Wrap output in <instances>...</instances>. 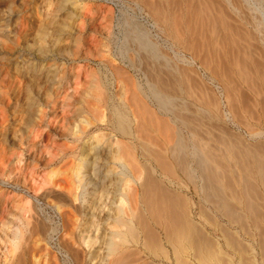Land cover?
Listing matches in <instances>:
<instances>
[{
  "label": "rangeland",
  "instance_id": "374dc122",
  "mask_svg": "<svg viewBox=\"0 0 264 264\" xmlns=\"http://www.w3.org/2000/svg\"><path fill=\"white\" fill-rule=\"evenodd\" d=\"M214 1L218 31H216L217 50L211 53L210 57L213 59L212 64L215 65L211 64L212 68L209 69L199 67V75L196 77L205 90L210 91L209 93L220 101L225 114L219 120L221 125L226 124L229 129L239 133L246 143L247 140L249 141L248 145L255 143L261 146L264 144V115L262 116L264 82L257 79L263 91L257 93L242 82L237 73L238 67L234 64L233 55L236 54V49L230 44L232 42L225 26L228 22L234 28L237 26L238 29H242L246 37L238 40V44L241 47L239 49L245 52L240 53L250 51L253 57L256 55V59H262L264 63V32L257 30L254 20V16H259V12L255 9L256 5H259V0ZM163 2L162 6L167 9V21L160 19L155 22V17L148 12L145 4L137 0H0V93L3 96L0 105V136H5L4 146L1 147L3 151L0 149V264H180L181 262L240 264L234 251L227 247L222 231L205 222L200 216V211L204 208L224 224L227 221L215 213L212 206L201 200L192 182L179 171L172 174V176L177 174L178 178L175 176L173 181L164 180V182L175 191L181 192L190 202L188 213L191 219L197 222L196 225L202 227L198 226L202 234L197 233L195 237L198 240L206 238L208 242L204 246L205 251L214 254L209 255V261H201L196 247L195 250L187 244L185 248L180 245H176L177 249L172 247L166 242V230L153 223L151 232L154 236L152 235L151 238L159 246L152 239L149 240V245L160 258L150 257L149 249L144 248L143 244L139 246L138 251L132 244L131 236H128L131 242H127L124 246L120 245L121 247L116 249L113 255L107 254L106 249L103 248L104 242L101 243V240L99 243L102 248L101 245L97 248L95 244L90 249L94 255L87 247L79 246L74 241V236H80L82 230L87 227V218L82 217L78 228L75 218L80 212L76 210L79 205L72 203L67 195L72 185L68 174L64 173L70 164L67 162L68 159L61 162L58 160L55 163L51 161L52 155H60V150L73 145L59 132L72 126L75 118L87 116L83 106L89 101L93 111L88 117L94 124H99L102 118L110 117L109 110L103 112L106 104L110 108L126 105L130 110H134L136 102L144 101L154 110L157 109L146 98L149 94L148 81L152 78L148 68L151 60L145 58L144 52L140 54L132 33L128 31L131 24L136 22L145 30L147 37L157 43L161 55L164 54L172 59V64L178 61V56L183 55L184 45L177 40V37L188 28L184 23L185 17L181 18L180 15L185 14L186 10L179 6L182 3H175L180 10L178 16L176 14L178 12H175L178 10H175L177 5L167 1L164 2L165 5ZM262 4L264 7V2ZM175 15L182 19L183 23ZM247 47L249 49L252 47L254 52ZM176 52L179 54L176 55ZM161 55L159 58H162ZM186 55L189 57L188 54ZM146 68L150 73H147ZM230 73L233 74V79L237 78L233 82L238 88H235L228 78L227 74ZM170 82L171 85L166 87L167 91L178 97V101L186 99L187 103H190H188L190 109L195 110L197 103L185 93L187 88L180 77L170 78ZM172 84H175V87ZM30 86H33V92H29ZM228 92L229 94L235 92L231 94L234 96L232 99L235 98L234 105L239 107L235 114L240 120L230 114ZM243 93L247 96L244 97L245 101L240 96ZM48 94L52 96L49 100ZM67 97L75 99L71 107L67 106ZM46 98L51 103L50 106H46L45 103L41 105V99L45 101ZM54 102L55 107L51 110ZM249 106L253 109L250 107L249 110ZM46 109L50 110V113H47L44 120L40 119L39 115ZM247 110L253 111V115ZM31 114L33 118L29 117ZM250 127L253 129L251 130ZM105 130L109 131L107 128ZM249 130L256 132L250 134ZM112 148L114 149L112 153L121 154L119 144L114 143ZM145 176L144 172L143 181ZM126 193L127 201L132 208V210L128 208V213L133 215V207L130 204L132 196L128 195V193L131 195V188L130 190L128 188ZM88 198L91 203L96 201L92 195ZM128 203L126 202L127 207ZM144 213L148 218L147 213ZM263 224L262 220L261 228ZM248 225L252 226L249 222ZM229 226L233 230H238L231 224ZM3 228L10 233L18 229L19 234L14 244L8 241L7 236H3V233L5 235ZM119 229L126 231V227ZM261 230L259 232L253 227V234L258 239L264 237V226ZM104 231V235L101 234L105 238L108 230ZM142 234L140 231L141 240ZM246 234L242 231L238 233L241 240L246 242L249 251L250 245L253 244L255 247L257 245ZM65 247L69 253H75L77 257L70 258L73 255L68 256ZM219 250L226 260L224 258L223 260L221 255L217 256ZM246 256L249 258V252ZM231 259L232 262L229 261ZM257 264H264V258H259Z\"/></svg>",
  "mask_w": 264,
  "mask_h": 264
},
{
  "label": "bare ground",
  "instance_id": "6f19581e",
  "mask_svg": "<svg viewBox=\"0 0 264 264\" xmlns=\"http://www.w3.org/2000/svg\"><path fill=\"white\" fill-rule=\"evenodd\" d=\"M137 1H142L145 4L148 12L155 17V22H158L160 19L167 21V9H165L164 5L162 6V1L174 3V5H177L179 2L182 3L179 6L184 7L186 12L185 14L180 13L182 14L180 16L181 18L185 17L184 20L186 22L184 23H186L188 28H186L187 31H181L183 35L180 34L177 40L184 45L183 55H179L178 61L172 64V59L164 54V56L161 55L162 52L160 54L157 43L155 42V44L153 39L151 41L147 37L145 30L139 27L136 22H130L132 24L128 32L132 33L138 51H140V54L144 52L145 58L151 60L148 68L151 71L152 78L148 81L147 88L149 89V94L146 95V98L157 109L154 110L148 103L138 100L134 104V110H130L126 105H121V103V106H114L112 108L106 104L103 107V112L104 110H109L111 113L110 117L106 119L102 118L99 124H94L88 117L93 111V107L89 101L83 106L87 116L75 118L72 126H68L65 130L62 129V132H59L61 136L69 139L73 145L60 150V155H52L51 161L55 163L58 160L61 162L68 159L67 162L70 164L68 170L64 171V173L68 174L67 176H69L72 184L67 195L72 200V203L79 205L78 207L75 205V208L77 207L76 210H80L79 215L75 218L77 227L79 228L78 225L82 217L84 219L87 218V227L83 230L81 229L82 233L80 231V236H74V241L79 246L84 245L89 250L95 244L97 248L98 246L100 247L101 243L104 242L103 245L105 247L101 245V248H105L107 254L113 255L112 253L116 249L132 240L133 246L138 251L140 250L139 246L143 244L144 248L149 249V256L157 258L159 254L150 249L149 245V240L152 239L153 235L151 232V224L153 223L154 225L157 224L161 229L166 230V242L170 243L172 247L177 249L176 245H180L185 248L186 244L194 247V250L196 247L201 261H209V255L213 256L214 254L205 251L204 246L208 242L206 238L198 240L195 237L197 233L199 235L202 234L200 231L202 227H200L201 225H196L197 222L195 223L188 213L190 202L181 192L175 191L164 182V180L173 181V177L175 176L178 178L177 174H174V176L172 174L179 171L192 182L194 190L199 194L201 200L212 206L214 212L227 221L224 224L214 215L204 210V208L200 211V216L205 222L222 231L226 245L237 255L238 263L257 264L259 258H264V237L258 239L253 234V227L260 232L264 226L263 224L262 228L260 227L261 221H264V144L261 141V146L255 143L248 145L249 141L247 140L246 143L239 133L234 132V130L232 131L231 128L229 129V127L225 126L226 124L221 125L222 123L219 120L225 114L221 108V103H219L220 101L215 99L209 93L210 91L205 90L201 81L196 77L199 75V67L212 68L213 59L210 56H212L211 53L217 50L215 1ZM164 2L163 4H165ZM263 2L264 0H259V5L255 4V9L259 12V16H254L257 30L261 32H264ZM179 6L177 5L175 10H179ZM178 10L175 12H178L176 14L179 16L180 10ZM178 16L176 17L178 18ZM177 18L174 19L176 20ZM178 20H181V23H183L182 19L178 18ZM225 26L229 32L228 37L230 36L229 39L232 42L229 43L234 46L233 49H236V54L233 57L234 64L239 70L238 72L236 69L240 79L252 88L253 91H256V93L260 92L262 89L257 79L259 78L264 82V63L262 59L258 58L259 60H257V56L255 55L256 57L254 56V58L250 51H248L249 53H240L242 49H239L241 47L238 44V40L244 39L246 33L242 29H238L237 26L234 28L228 22ZM246 32L249 33L248 31ZM249 50H252V47ZM252 52L254 51L252 50ZM255 53L259 54L258 52ZM178 54L176 52V55ZM160 55L162 58H159ZM212 65H215V63ZM148 68H146L147 73H150ZM253 70L255 71L253 72ZM226 72L228 71L226 70ZM227 75L230 81L237 80V78L233 79L232 73ZM178 76L186 85H184L187 88V92L185 93L191 96L195 103H197V108L193 111L190 109V103L188 102V104L186 99L183 98L178 101V97L176 98L169 90L167 91L166 87L171 85L170 78H178ZM63 84H61V87ZM232 84H234L235 88H238V85L236 86L234 82ZM174 85L172 84V86ZM172 86L171 88L174 89L175 86ZM29 88V92H33V86ZM231 93L234 94L235 92ZM230 94L229 92L227 94L228 106H230V114L232 117H235V112L238 111L239 107L234 105L235 98L232 99L234 96ZM243 94H240L242 99L244 97L247 98L245 93ZM47 96L48 100L52 98L49 94ZM48 100L47 98L45 101L41 99V105L45 103L47 104L46 106H50L51 103ZM54 100L55 98H53ZM74 100L68 98L67 106L71 107ZM2 102L3 96L0 93V105ZM249 103L251 102L249 101ZM54 105L55 102L52 104L51 110L55 107ZM250 107L252 108V106H249V110ZM242 109L244 108L242 107ZM47 113H50V110L46 109L41 112L39 115L40 119L43 118L44 120ZM31 116L33 118L32 114L29 117L31 118ZM242 116L244 117V114ZM236 117L238 118V116ZM256 117L259 116L256 115ZM238 119L240 120V118ZM105 128L109 129V131L107 130L106 132ZM250 128L251 130L253 129L252 127ZM251 130H249L250 134L256 132ZM4 137L0 138V149L4 146ZM122 138L126 139V141H123ZM114 143L119 144L120 155L112 153ZM144 172L146 176L143 181ZM128 188L129 190L131 188V195L129 193L128 195L132 196L130 204L133 207V213L131 212L133 215L128 213V208L132 210L126 198ZM90 195L95 197L96 201L94 203L89 202L88 196ZM126 202L128 203V207ZM144 212L147 213L148 218H146ZM248 222L253 227L249 226ZM230 224L238 230L230 228ZM122 227H126L125 232L119 229ZM3 230L5 232L3 236H7L9 238L8 241L14 244L19 234L18 229L11 231V233L6 232L5 228ZM104 230H108L106 239L103 236ZM140 231L143 233V237L141 236L142 240L139 235ZM240 231L244 234L247 233L248 238L254 240L257 247L252 244L248 251L246 242L244 243L238 235ZM128 236H131L133 239L129 240ZM100 240L101 243H99ZM157 246L159 245L157 244ZM65 251L68 256L71 254L67 251L66 247ZM248 252L250 259L246 256ZM90 253L94 255L92 250H90ZM74 254H71L73 256L70 258L77 257ZM216 254L217 256L221 255L222 259L224 258L220 250ZM229 261L232 262V259ZM220 263L222 262L220 261ZM180 264L184 263L181 262Z\"/></svg>",
  "mask_w": 264,
  "mask_h": 264
}]
</instances>
